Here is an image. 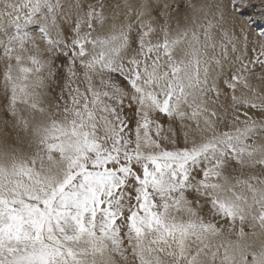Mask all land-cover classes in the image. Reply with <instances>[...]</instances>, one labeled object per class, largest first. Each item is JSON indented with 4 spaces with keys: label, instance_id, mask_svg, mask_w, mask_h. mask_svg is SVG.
<instances>
[{
    "label": "snow or ice",
    "instance_id": "obj_1",
    "mask_svg": "<svg viewBox=\"0 0 264 264\" xmlns=\"http://www.w3.org/2000/svg\"><path fill=\"white\" fill-rule=\"evenodd\" d=\"M243 3L0 0V264H264Z\"/></svg>",
    "mask_w": 264,
    "mask_h": 264
},
{
    "label": "rangeland",
    "instance_id": "obj_2",
    "mask_svg": "<svg viewBox=\"0 0 264 264\" xmlns=\"http://www.w3.org/2000/svg\"><path fill=\"white\" fill-rule=\"evenodd\" d=\"M108 1V0H107ZM106 0L104 1L105 4H109V1L107 2ZM117 2V0H114ZM122 2V0H121ZM212 0H208V3H211ZM107 9V8H106ZM105 9V10H106ZM108 8L106 10V15L108 13ZM236 15L240 18L242 21L247 22V38L249 41V48H251L252 44L255 43L257 46L261 42V39L264 38V3H262V0H244V3L241 7L235 9ZM182 19V17H181ZM59 90H57L58 92ZM255 119H261L260 116H255ZM175 127L179 128V122L177 121ZM261 139H264L262 137ZM260 142V140H257V143ZM181 146H182V139H181ZM25 147H27L25 145ZM245 174L247 175H253V174H258L259 171L255 169H244L243 170ZM254 172L253 174H251ZM234 175H240V169L237 166L236 171L234 172ZM237 228L239 226L237 225ZM247 231H250V229H246Z\"/></svg>",
    "mask_w": 264,
    "mask_h": 264
},
{
    "label": "bare ground",
    "instance_id": "obj_3",
    "mask_svg": "<svg viewBox=\"0 0 264 264\" xmlns=\"http://www.w3.org/2000/svg\"><path fill=\"white\" fill-rule=\"evenodd\" d=\"M104 1H105V0H103V3H104ZM106 1H107V0H106ZM108 1H109V4L107 3V4H105V5H114V4L116 3V1H114V0H108ZM108 1H107V2H108ZM106 8H107V7H106ZM107 9H108V8H107ZM107 9H106V10H107ZM106 10H105V12H106ZM107 14H109V15L111 14V9L108 10V13H107ZM252 82H253L254 84L259 83L256 79H253ZM258 143H259V142H258ZM247 170H248V169H247ZM252 170H253V169H252ZM255 170L259 171V168L255 169ZM250 171H251V169H250ZM248 173H249V172H248ZM248 173H247V174H248ZM253 173H254V172H252L251 174H253ZM238 226H239V225H238Z\"/></svg>",
    "mask_w": 264,
    "mask_h": 264
}]
</instances>
